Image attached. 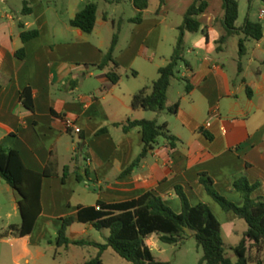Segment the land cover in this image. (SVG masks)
<instances>
[{"label":"crops","instance_id":"obj_1","mask_svg":"<svg viewBox=\"0 0 264 264\" xmlns=\"http://www.w3.org/2000/svg\"><path fill=\"white\" fill-rule=\"evenodd\" d=\"M24 1L33 9L29 16L22 14L23 6H12L11 1L10 11L7 6L0 8V146L17 151L28 170L44 176L39 201L27 207L36 215L30 234H21L22 197L8 184L9 197L0 199V264H46L42 260L54 250L55 260L65 256L66 264H87L83 250L96 249V256L99 250L88 244L60 246L64 220L75 219L66 233L71 241L106 244L110 231L79 223L81 209L126 203L152 192L180 214L177 187L184 190L192 206L206 204L221 223L222 234L225 227L229 235L235 234L237 246L248 225L221 208L200 183V175L207 173L215 189L238 205L243 198L233 185L247 175L252 184H260L252 197L264 199V36L253 40L256 45L250 48L252 39L235 35L218 51V41L225 34L223 0H206L209 7L200 22L207 36L203 31L186 35L185 54L191 68L178 71L180 76L172 80L168 93V109L179 103L178 110H135L133 97L152 87L159 69L173 54L164 50L168 32L178 31L196 0H166L163 5L158 1L155 8L150 3L140 24L130 23L133 17L108 11L127 3L134 8L129 0L119 4L100 1L91 34L70 22L84 4L94 0H67L66 16L55 7L56 0ZM103 7L107 10L102 11ZM249 19L264 28L261 13ZM243 25L237 22L238 28ZM23 30H38L40 35L24 44ZM117 33L115 57L122 78L113 84L109 71L94 65L101 63ZM234 38L238 49L230 58L228 44ZM241 39L246 41L243 58ZM22 48L26 56L19 61L16 53ZM175 84L178 91L171 99ZM26 88L32 91L34 111L21 102ZM67 120L81 132L68 129ZM128 120L166 124L178 142L171 148L161 138L141 166L122 177L144 147L139 130L126 133L119 126ZM105 127L108 132L98 135ZM94 230L98 238L87 239ZM160 243L157 235L147 239L152 251L161 250ZM112 252H104L102 264L109 254L115 259ZM263 256L264 251L260 256L264 263Z\"/></svg>","mask_w":264,"mask_h":264},{"label":"trees","instance_id":"obj_2","mask_svg":"<svg viewBox=\"0 0 264 264\" xmlns=\"http://www.w3.org/2000/svg\"><path fill=\"white\" fill-rule=\"evenodd\" d=\"M100 1L119 4L125 0H94L88 2L82 6L70 25L86 34H91L96 27ZM129 1L138 11L137 15L131 18L129 22L140 24L143 21V12L150 8L151 0ZM158 1L160 5H163L166 0ZM208 7L209 4L206 0H196L188 9L182 25L178 29L179 36L169 63L159 69V77L150 89H143L133 97V109L156 113L166 110L175 113L178 110L179 103L168 109V93L172 80L178 74L180 64L184 63L186 68H191L185 54L186 35L203 31L207 36V28H202L200 18ZM223 9L222 23L225 34L218 41V51H221L222 46L228 39L235 35H244L246 39L255 41L262 40L264 36L262 24L247 18L241 28L237 27L240 16V4L237 0H223ZM32 12L33 9L30 3L24 1L22 14L29 16ZM39 35L38 30H23L21 38L25 44L38 38ZM245 42V39L239 41L241 58L246 55ZM118 44L119 34L117 33L113 38L109 51L103 55L101 63L94 65L101 71H109L107 75L113 84H118L122 78L115 57ZM25 56L24 48L16 53V58L19 61H23ZM241 70L240 64L239 72ZM21 102L28 110L34 111L30 88H26L21 93ZM119 126L126 133L139 130L142 133L144 143L143 151L122 174V177L131 174L140 167L142 162L155 150L161 138H166L170 142L171 148H175L178 142V139L167 131V125L159 124L156 120H128L127 123ZM106 132H108L107 127L101 129L97 134ZM43 176L28 170L17 151L0 146V177L22 197L23 224L21 234L23 236L30 234L33 230L36 215L27 210V207L31 203L34 205L36 201H39ZM200 183L226 213L233 212L248 225V230L244 233L240 243L235 247H231L236 257L235 262L228 256L227 245L222 234V225L211 209L206 204L192 206L181 187L176 188V194L182 204L180 214L174 212L161 197L154 195L152 192L126 203L114 205L99 203L98 206L101 207V210L93 207L81 209L78 222L92 224L99 231L109 230L110 236L107 243L71 241L66 233L68 228L75 222V219L70 218L64 220V225L59 232V244L66 247L70 245L83 246L85 244L96 247L99 250L97 257L87 264H102V256L109 249H112L119 257L131 264H168L156 261L152 250L147 245V239L152 235H157L161 243L178 245L186 239L188 232H191L204 253L199 264H264L260 260V256L264 251V199H254L252 197L253 193L260 188V184H252L247 175H243L238 179L233 185L234 190L239 192L243 198V203L238 205L229 201L215 189L213 179L207 173L200 175Z\"/></svg>","mask_w":264,"mask_h":264},{"label":"rangeland","instance_id":"obj_3","mask_svg":"<svg viewBox=\"0 0 264 264\" xmlns=\"http://www.w3.org/2000/svg\"><path fill=\"white\" fill-rule=\"evenodd\" d=\"M12 2V6H18L21 8L23 6V0H5L4 2L0 0V8H3V6H7V10L10 11L9 2ZM240 4V16L238 20V25H243L245 20L247 18H257L259 14L264 10V0H237ZM66 2L67 0H56V8L58 11L63 15L66 16ZM152 8H155L158 5V0H152L151 1ZM107 8H102V11H106ZM116 11L119 14H124L125 17L130 18L136 16L135 8L131 6L130 3L124 4L122 8H109L108 11ZM118 20V19H117ZM119 21V20H118ZM176 22V21H174ZM119 28V27H118ZM179 36V31H170L167 34V41L164 44L165 51L167 52L169 50V54H172L174 50V46L177 43V39ZM253 45H256V42L252 40L251 44H249V47L252 48ZM238 46L236 42V38L231 39L228 44V50H227V56L230 58H234L235 54L237 52ZM249 56L247 57V60L249 59ZM187 59L189 56L186 57ZM230 65H233V62L230 63ZM185 64L181 63L178 71H184ZM233 68V67H232ZM180 74L178 73V77ZM177 84L174 85L173 90L171 92V99H174L177 94ZM152 117L155 114H151ZM8 183L0 177V199H4L9 197V194L7 192ZM243 225H246V222H241ZM109 233V231L107 230ZM90 236V237H89ZM87 237L89 240H95L98 238V233L96 230L92 232ZM224 242L227 245V253L228 256L235 262L236 257L234 256L233 251L231 250V247H235V244L238 242L237 238L235 237V234L229 235L228 233V227H225L224 234H223ZM237 241V242H236ZM161 250L154 249L153 255L158 262L168 263V264H199V261L202 259L204 253L203 250L198 246V243L194 237L191 236V232H188V235L186 236V239L178 245H168L164 243H160ZM97 250L90 248L87 250H83L82 255L87 258L88 261H91L95 259ZM114 253V252H112ZM115 259H112L110 254L107 255L104 259V264H131L127 262L126 260L119 257L117 254L114 253ZM55 256V250L48 252V256L45 257L42 262L46 264H66V257H58L56 260L54 259ZM264 257V256H263ZM77 264H82L80 261L77 262Z\"/></svg>","mask_w":264,"mask_h":264},{"label":"built area","instance_id":"obj_4","mask_svg":"<svg viewBox=\"0 0 264 264\" xmlns=\"http://www.w3.org/2000/svg\"><path fill=\"white\" fill-rule=\"evenodd\" d=\"M261 15L264 16V11L261 12ZM66 125H67L68 129H72L76 134H79L81 132V130L71 120H67ZM97 210H101V207L98 206Z\"/></svg>","mask_w":264,"mask_h":264}]
</instances>
